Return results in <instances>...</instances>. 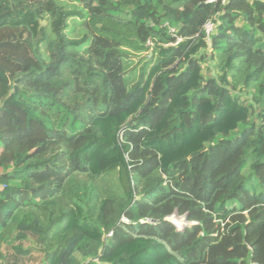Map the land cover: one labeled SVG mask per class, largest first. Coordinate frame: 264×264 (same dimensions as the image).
<instances>
[{"label":"trees","instance_id":"1","mask_svg":"<svg viewBox=\"0 0 264 264\" xmlns=\"http://www.w3.org/2000/svg\"><path fill=\"white\" fill-rule=\"evenodd\" d=\"M0 264H264V0H0Z\"/></svg>","mask_w":264,"mask_h":264},{"label":"rangeland","instance_id":"2","mask_svg":"<svg viewBox=\"0 0 264 264\" xmlns=\"http://www.w3.org/2000/svg\"><path fill=\"white\" fill-rule=\"evenodd\" d=\"M170 221L174 223L179 230H184V228L190 224L185 218L179 216L170 217Z\"/></svg>","mask_w":264,"mask_h":264},{"label":"built area","instance_id":"3","mask_svg":"<svg viewBox=\"0 0 264 264\" xmlns=\"http://www.w3.org/2000/svg\"><path fill=\"white\" fill-rule=\"evenodd\" d=\"M213 24L212 23H208L207 25H206V27H205V29H206V34H207V36H209L211 33H212V31H213ZM170 220V219H169Z\"/></svg>","mask_w":264,"mask_h":264}]
</instances>
